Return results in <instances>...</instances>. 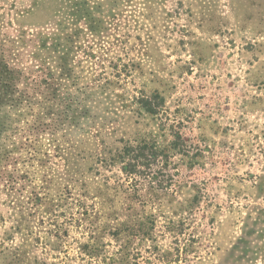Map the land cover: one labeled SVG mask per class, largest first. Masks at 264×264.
Returning <instances> with one entry per match:
<instances>
[{"label":"rangeland","instance_id":"1","mask_svg":"<svg viewBox=\"0 0 264 264\" xmlns=\"http://www.w3.org/2000/svg\"><path fill=\"white\" fill-rule=\"evenodd\" d=\"M97 4L92 16L107 41L128 37L108 56L128 74L113 91L118 118L104 117L119 125L113 141L185 155L174 153L159 174L166 192L148 189L129 208L122 196L98 213L15 207L0 194V264H101L102 246L120 264H264V0ZM144 96L156 115L141 111ZM84 151L89 161L91 147ZM94 174L86 177L92 194L104 176L123 182L118 168ZM199 189L200 209L189 216L184 200Z\"/></svg>","mask_w":264,"mask_h":264},{"label":"trees","instance_id":"2","mask_svg":"<svg viewBox=\"0 0 264 264\" xmlns=\"http://www.w3.org/2000/svg\"><path fill=\"white\" fill-rule=\"evenodd\" d=\"M99 1L0 0V194L15 207L64 205L98 213L105 207L113 209L122 196V204L129 208L133 198L148 189L156 186L166 192L159 174L167 171L174 153L185 155L174 147L119 148L116 145L123 139L113 141L119 125L104 117L118 118L114 106L118 96L113 91L121 75L128 78V74L108 56L123 50L128 37L107 41L111 36L104 35L102 21L92 16ZM50 14L55 20L42 24V15ZM26 17L33 19L29 26L22 25ZM149 100L144 96L136 103L146 115H156ZM102 101L106 108L101 117L97 111ZM86 146L92 149L89 161ZM115 168L123 182L110 185L104 176L105 183H95L92 194L88 173L97 177ZM201 191L184 200L185 214L194 216L200 209ZM188 222L184 220L186 226ZM102 249L101 264H120L118 252L107 257Z\"/></svg>","mask_w":264,"mask_h":264}]
</instances>
